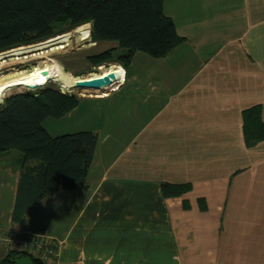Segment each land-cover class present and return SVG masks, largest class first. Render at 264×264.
<instances>
[{"label":"crops","instance_id":"obj_1","mask_svg":"<svg viewBox=\"0 0 264 264\" xmlns=\"http://www.w3.org/2000/svg\"><path fill=\"white\" fill-rule=\"evenodd\" d=\"M162 8L183 37L166 55L135 51L127 66L53 80L73 90L125 70L116 90L43 121L52 136L96 133L84 186L56 190L14 220L23 157L0 154V234L45 237L56 247L48 264H264V0ZM23 69L18 84L28 86ZM162 183L188 187L165 196ZM10 249L0 241V262ZM14 264L34 263L21 255Z\"/></svg>","mask_w":264,"mask_h":264},{"label":"trees","instance_id":"obj_2","mask_svg":"<svg viewBox=\"0 0 264 264\" xmlns=\"http://www.w3.org/2000/svg\"><path fill=\"white\" fill-rule=\"evenodd\" d=\"M163 1L0 0V52L43 41L90 22L93 40L115 44L89 55L92 64L116 61L127 66L135 51L162 57L183 39L170 16L164 13ZM117 48L124 52L114 60ZM16 86L24 85L12 87ZM80 98L45 85L36 90L14 91L0 102V154L18 150L23 157L14 220H21L36 202L56 190L84 186L96 133L83 130L52 136L43 125L46 118H60L69 113ZM254 110L244 113L247 144H254L259 137L253 125ZM187 187L161 184L165 196L180 195ZM24 254L27 253L12 248L0 264H14ZM28 256L34 264H48L31 254Z\"/></svg>","mask_w":264,"mask_h":264},{"label":"rangeland","instance_id":"obj_3","mask_svg":"<svg viewBox=\"0 0 264 264\" xmlns=\"http://www.w3.org/2000/svg\"><path fill=\"white\" fill-rule=\"evenodd\" d=\"M82 24H80L81 26L77 25L66 29L49 39L32 44L17 46L0 52V76L6 78L7 76L8 78L13 77L11 80L15 85L20 82L25 84V76L23 78L25 79L24 81L21 79L20 81L18 79L20 76L25 75L23 68L28 69L30 66L28 74L29 88L24 86L8 88L3 93L2 98H0L1 101L4 96H7L14 91L36 90L44 87L45 85H53L60 89V84L53 82V80H58L59 77L65 73V71L71 75L86 76L90 75V73L100 72L102 68L104 69L107 67L106 63L119 64L116 61H111L96 65L88 61L89 55L99 53L115 44L97 43L92 39L91 23L86 22L85 25ZM120 49L121 48H117L114 51V60H117L119 53L124 52L123 49H121L122 52L118 51ZM38 62L42 63L39 64ZM100 66H102V68H100ZM20 72H22V75L19 74ZM18 74L20 75L19 78H17ZM14 76H16V80L14 79ZM31 85H37V87L32 88ZM81 91V89L75 88L71 91V93L76 94L79 97L88 95V92L81 93ZM12 151L22 155L18 150ZM22 253L24 252L22 251ZM25 253L27 254L24 255L29 254L28 252Z\"/></svg>","mask_w":264,"mask_h":264},{"label":"built area","instance_id":"obj_4","mask_svg":"<svg viewBox=\"0 0 264 264\" xmlns=\"http://www.w3.org/2000/svg\"><path fill=\"white\" fill-rule=\"evenodd\" d=\"M90 41V40H89ZM120 74V73H119ZM119 79L118 77L111 84L109 90H116L118 88L119 83L117 81L123 82L125 76V70ZM117 83V84H115ZM62 92L71 93V91H67L60 88ZM107 92H103L102 95H97L93 93H88V95L92 96H105ZM0 241L3 242L6 246L12 247L17 251L28 252L34 257L39 258L41 261L47 263L56 255V247L54 244L47 241V239L43 236L29 234L25 232L14 233L12 235H3L0 234Z\"/></svg>","mask_w":264,"mask_h":264},{"label":"water","instance_id":"obj_5","mask_svg":"<svg viewBox=\"0 0 264 264\" xmlns=\"http://www.w3.org/2000/svg\"><path fill=\"white\" fill-rule=\"evenodd\" d=\"M106 65L109 66L110 63H106ZM118 76H119L118 72H108L105 75L78 80L74 83L73 86L81 90L82 89L102 90L103 92H108L109 87L111 86L112 83H114V81ZM31 86L32 88L37 87V85H31ZM88 93L95 94V92H88Z\"/></svg>","mask_w":264,"mask_h":264},{"label":"bare ground","instance_id":"obj_6","mask_svg":"<svg viewBox=\"0 0 264 264\" xmlns=\"http://www.w3.org/2000/svg\"><path fill=\"white\" fill-rule=\"evenodd\" d=\"M88 40H89V38H88ZM25 73V72H24ZM119 73V72H118ZM121 75L123 74V72L122 73H120ZM119 74V75H120ZM20 75H22V72H20ZM5 76H7V75H5ZM24 76H26V73H25V75H22V76H20V78L18 79V80H22V81H24ZM16 76H14V79L16 80L17 78H15ZM121 77V76H120ZM119 77V78H120ZM11 78L13 79V77H10V78H8V76H7V78L6 77H3V76H0V98H2V95H3V93L5 92V90H7L8 88H11L14 84L12 83V80H11ZM17 80V81H18ZM20 80V81H21ZM92 92V91H91ZM95 92V94H97V95H102V93H103V91L102 90H96V91H94ZM0 102H1V99H0Z\"/></svg>","mask_w":264,"mask_h":264},{"label":"flooded vegetation","instance_id":"obj_7","mask_svg":"<svg viewBox=\"0 0 264 264\" xmlns=\"http://www.w3.org/2000/svg\"><path fill=\"white\" fill-rule=\"evenodd\" d=\"M96 69V68H95Z\"/></svg>","mask_w":264,"mask_h":264}]
</instances>
